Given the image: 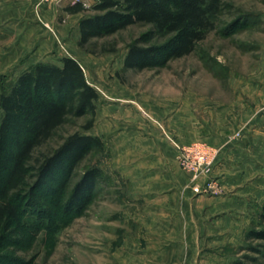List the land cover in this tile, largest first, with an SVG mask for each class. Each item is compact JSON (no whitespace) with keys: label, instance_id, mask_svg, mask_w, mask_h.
Returning <instances> with one entry per match:
<instances>
[{"label":"rangeland","instance_id":"1","mask_svg":"<svg viewBox=\"0 0 264 264\" xmlns=\"http://www.w3.org/2000/svg\"><path fill=\"white\" fill-rule=\"evenodd\" d=\"M223 1L215 29L207 32L191 54L170 59L161 67L123 68L128 44L148 32V25H130L110 36L91 39L86 47L88 52L83 51L81 63L86 79L99 93L94 123L101 109L112 113L108 117L113 118L115 110H122L124 115L131 117L141 114L140 111L145 113L148 107L159 111L166 107L176 108L184 97L186 102L195 97L217 106L240 97L246 100L245 92L249 89L245 86L246 79L264 72L261 55L264 49V0ZM85 3L87 7L92 6ZM60 13L56 15L57 22L62 20ZM234 22L236 26L230 28ZM8 27L9 32L0 25V84L14 81L30 62L7 60L14 49L12 35L18 32L13 31V25ZM61 55L65 53L59 47L43 55V61L57 64ZM261 114L264 116V111ZM89 117V113L82 117L69 115L64 125L50 141L37 148L28 162V173L20 189L11 194L21 206L20 221L0 222V264H121L122 249H115V246L132 231L130 216H127L131 206L124 199L125 185L106 174L82 213L75 215L71 211L67 217L63 211L74 184L86 169L107 162L111 136L107 141L103 140L102 151L89 150L73 168L58 210L54 209L55 193L49 195L41 188H33L35 160L60 146L69 134L82 132L81 127ZM95 124L89 132H99L100 123ZM247 213L248 219H242L235 226L241 230L231 241L225 244L223 241H202L196 264H264V240L250 233L264 230V183L249 197Z\"/></svg>","mask_w":264,"mask_h":264},{"label":"crops","instance_id":"2","mask_svg":"<svg viewBox=\"0 0 264 264\" xmlns=\"http://www.w3.org/2000/svg\"><path fill=\"white\" fill-rule=\"evenodd\" d=\"M71 4L0 0V25L4 31L9 32L8 25L18 31L7 60H29L28 68L61 47L65 55L60 59L69 56L83 68L84 53L77 43L85 13L64 12ZM261 55L264 63V49ZM245 86L246 100L219 106L184 97L176 108L147 111L139 106L145 113L131 117L122 110L113 111V118L106 109L97 112L99 132L89 133L106 141L111 136L107 162L100 167L125 185L124 199L131 206V234L115 246L122 249L121 264H196L202 241L225 244L240 233L235 226L247 218L249 197L264 183V72L247 78ZM194 142L213 153L207 177L219 190L211 195L195 192L204 178L193 182L178 163L179 149Z\"/></svg>","mask_w":264,"mask_h":264},{"label":"trees","instance_id":"3","mask_svg":"<svg viewBox=\"0 0 264 264\" xmlns=\"http://www.w3.org/2000/svg\"><path fill=\"white\" fill-rule=\"evenodd\" d=\"M223 6V0H96L89 7L73 3L64 12L85 13L78 24L77 43L85 52L91 39L110 36L130 25H148V32L128 44L123 58L124 69H145L191 54L207 32L215 29ZM59 61H37L14 81L0 84V222L19 223L21 206L11 194L20 189L37 148L50 141L69 115L89 113L90 117L82 132L69 134L60 146L40 155L32 168L36 174L33 188L55 193V211L73 168L89 150L100 152L105 147L102 138L89 133L95 124L99 93L77 61L69 56ZM104 177L100 166L87 168L66 200L65 216L71 211L82 213ZM250 233L264 240V230Z\"/></svg>","mask_w":264,"mask_h":264},{"label":"built area","instance_id":"4","mask_svg":"<svg viewBox=\"0 0 264 264\" xmlns=\"http://www.w3.org/2000/svg\"><path fill=\"white\" fill-rule=\"evenodd\" d=\"M42 3L49 5L60 0H40ZM82 3L84 7L88 5L83 0H72V3ZM178 163L181 168L191 175V180L195 182L199 177H203L202 183H197L194 191L197 193L211 194L219 190V185L213 179H209L207 175L211 171L213 162V153L208 151L201 143L185 145L179 149Z\"/></svg>","mask_w":264,"mask_h":264}]
</instances>
